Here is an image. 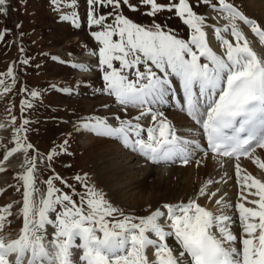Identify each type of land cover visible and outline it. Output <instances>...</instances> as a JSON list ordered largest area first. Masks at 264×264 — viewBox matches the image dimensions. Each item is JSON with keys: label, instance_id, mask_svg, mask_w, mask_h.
Segmentation results:
<instances>
[{"label": "snow or ice", "instance_id": "1", "mask_svg": "<svg viewBox=\"0 0 264 264\" xmlns=\"http://www.w3.org/2000/svg\"><path fill=\"white\" fill-rule=\"evenodd\" d=\"M51 2L59 6L60 0ZM76 3L77 0H71L69 7ZM201 3L223 13L227 23L222 27L208 25L206 17L195 11L190 0L168 4L158 0H87V25L100 28L92 31L91 36L99 45L102 91L114 97L125 111L128 106L143 110L135 123L117 116L120 123L114 126L104 118L94 117L80 126L98 135L119 138L125 147L155 164L179 159L187 165L197 150L205 156L211 154L213 159L235 158L237 183L242 181V191L234 208L242 235L238 238L231 230L235 220L225 209L233 206L223 196L215 200L220 206L216 212L193 198L186 203L164 204L166 211L157 208L149 215L135 217L125 215L102 192L85 183V174L75 177L84 188L79 203L69 192H60L54 186L53 180L60 179L58 175L46 180V194L37 200V156L28 155L34 146L27 142L26 135H21L28 131L25 125L29 121L25 119L14 129V147L0 153L3 160L20 152L25 156L21 166L24 171L17 173L23 185V223L16 238L0 234V264H264V180L252 174L242 176L244 170L239 163L241 157H251L257 148L264 149V57L250 46L238 21L250 28L261 45L264 27L228 0ZM7 4L8 0H0V14H7ZM138 4L146 5L147 15L152 17L165 10L174 12L191 30L190 39L179 38L158 23L144 27L123 14V7L137 11ZM102 8L112 11L103 13L99 11ZM60 19L71 20L75 28L81 27L77 12L61 15ZM209 27L224 49L223 54L211 47L206 30ZM7 31H0V40ZM114 61L119 62V67ZM72 66L86 68L83 63ZM173 76L179 79L184 93L183 101L177 104L202 128L207 141L204 149L197 140L178 135L164 111L153 107L168 103ZM0 77L12 78L11 85L0 79L2 94H7L16 82L14 67L10 65ZM40 95L31 91L33 98ZM22 103L32 107L30 101ZM144 117H150L151 126L145 128L139 123ZM15 119L13 116L12 121ZM67 143L65 140L61 146L64 151ZM55 155L53 149L47 160L51 162ZM254 163L264 170L260 157ZM6 170L0 161V172ZM213 183L206 181L198 196L209 200L215 197L219 189L210 194L208 190ZM245 202L253 206H246ZM11 208L12 204L0 207V232L5 227V213L10 216ZM46 226L54 229L50 239ZM170 237L178 246V254L167 242Z\"/></svg>", "mask_w": 264, "mask_h": 264}, {"label": "rangeland", "instance_id": "2", "mask_svg": "<svg viewBox=\"0 0 264 264\" xmlns=\"http://www.w3.org/2000/svg\"><path fill=\"white\" fill-rule=\"evenodd\" d=\"M130 2L137 3V0ZM158 2L168 4L178 0H158ZM190 2L194 4L197 13L206 17V23L212 25L213 20L209 15L213 8L204 6L201 0H190ZM228 2L235 4L234 6L242 13L255 19L262 26L257 15L248 13L245 0H228ZM70 3L71 0H60L57 6L53 5L51 0H8L7 14H0V31L9 30L4 39L0 40V73H5L12 65L16 81L7 94H2L3 88L0 87V124L5 125L7 132L0 146L3 152L14 147L12 140L14 129L20 127L26 119L29 121V124L25 125L28 131L21 135H26L27 142L34 146L33 150H29L28 155L37 156L36 187L39 191L35 193L36 198L41 192L46 194V180L50 176L58 175L60 179L53 180L54 186L60 192H69L79 203V196L84 192V188L75 177L77 175L84 177L86 174L85 183L102 192L105 198L113 206L121 209L125 215L135 217L149 215L155 208L152 205L131 209L128 203L123 204L115 199L94 169L90 147L82 145L81 138L84 134L80 125L83 122L94 117H102L107 121L111 119V123L114 121V126H118L120 121L115 117L131 120L135 118L134 113L137 108L128 106L125 111L124 106L117 104L114 97L102 91L104 81L98 63L99 45L91 36L92 31H98L100 28L87 25V0H77L75 7H69ZM148 10L143 4H138L137 11H131L126 6L122 8L124 15L144 27L158 23L165 30L174 32L177 37L190 39L191 30L174 12L165 10L152 17L147 15ZM99 11L107 13L112 9L102 8ZM72 12L79 14L80 28H75L71 20L60 19L61 15H71ZM108 22L111 23L112 19L110 18ZM83 51L91 54L95 51L96 54L93 56L97 64V67L90 71L91 74L85 76L80 68L72 66L74 63H79L73 55H79ZM54 56L59 59L54 60ZM25 60L28 63H23ZM114 64L119 67V62L114 61ZM143 70L141 66V71ZM0 79H4L6 84H12L11 77H0ZM63 88H70L72 91L64 92ZM32 90L40 92L41 95L33 98ZM27 101L32 103L31 108L27 103H22ZM13 116L16 118L15 122L12 121ZM152 123L150 119L147 125L144 124L145 128ZM92 135L93 138H89L92 141L107 137L96 133ZM65 140L68 141L67 151L61 147ZM53 149L56 150V155L49 162L47 154ZM21 155L18 167L7 169L4 171L6 174L0 176V207L12 204L11 215L5 213V227L0 234L10 231L11 237L15 238L23 223L21 214L23 185L17 178V173L24 171L21 166L24 165L25 156L23 152ZM2 176L8 178L4 181L5 178L1 179ZM17 188L20 190L17 191ZM50 218H52L51 214ZM53 231L52 226H46L49 239Z\"/></svg>", "mask_w": 264, "mask_h": 264}, {"label": "bare ground", "instance_id": "3", "mask_svg": "<svg viewBox=\"0 0 264 264\" xmlns=\"http://www.w3.org/2000/svg\"><path fill=\"white\" fill-rule=\"evenodd\" d=\"M245 4L248 13L257 15L260 23L264 27V0H245ZM235 8L238 9L236 6ZM209 16L212 18V25L214 26L222 27L227 23L223 18V13L212 10ZM238 23L248 37L250 46L259 55L264 57V45H261L259 38L242 21H238ZM206 30L208 31V39L211 47L218 54H223L224 49L220 47L219 41L215 39L213 28L209 27ZM225 35L228 39H232L230 34ZM170 79L172 80V84L168 92V103L161 107L158 104L153 107L164 111L166 118L172 123L178 135L183 136L185 139H195L202 142L200 125H197L185 112H182L177 104L174 102L172 104L173 93L176 94L175 96H177L178 101L181 102L183 101L184 93L179 79L174 76L170 77ZM142 110L141 108L135 110V118ZM135 118L133 123L137 122ZM149 120L150 117H144L139 123L145 126ZM111 121V119L108 120L109 123ZM82 132L84 137L81 138V142L83 146L90 147L94 169L105 183V187L114 195L118 202L123 204L128 203L131 209L138 206L152 205L155 207L154 210L160 208L166 211L163 209L164 204L186 203L189 199L195 198L202 206L216 212L220 206L215 203V200L223 196L224 201L233 206L225 209L226 214L233 216L235 220V224H233L231 230L237 237L242 235L238 213H236L234 208V205L240 200L242 191V181L240 184L237 183L235 170L236 160L233 163L227 164L226 159L219 157L213 159L211 154L205 156L204 152L200 151L197 155L195 154L196 156L194 155L197 159L192 158V161L187 165H184L180 161L170 166H167V163L151 164L138 152L125 147L119 138L113 139L107 136L106 138L92 141L89 140V138H93L91 131L83 128ZM5 134H7L5 128H0V143L4 142L3 136ZM0 153H3L1 146ZM20 155L21 152L14 154L6 160L11 168L15 169L18 167L20 164ZM257 156L261 160H264V149L257 148L251 157L240 159L239 163L244 170L241 173L242 176L252 174L264 180V170L260 169L254 163ZM1 160H3L2 155H0ZM197 161H201V163L197 164ZM222 164L223 166H221ZM3 173L5 172H0V176ZM6 178L8 177L2 176L1 179L5 181ZM208 180L214 181L213 184L208 186L209 194L219 189L217 195L211 200L198 196L199 189ZM244 194L247 195L246 192ZM43 196L44 194L42 192L39 193L37 200ZM252 198L254 197L249 196V199ZM245 203L246 206H253L247 204V202ZM11 233L6 231L2 235L8 237ZM167 242L176 250V254H178L179 249L174 238H168ZM237 247H240L239 243H237ZM149 255H151V249L149 250Z\"/></svg>", "mask_w": 264, "mask_h": 264}]
</instances>
